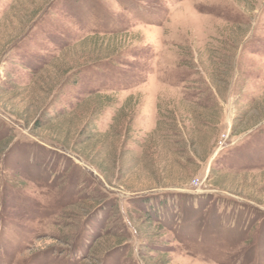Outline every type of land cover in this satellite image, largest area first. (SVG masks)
<instances>
[{
    "label": "rangeland",
    "instance_id": "374dc122",
    "mask_svg": "<svg viewBox=\"0 0 264 264\" xmlns=\"http://www.w3.org/2000/svg\"><path fill=\"white\" fill-rule=\"evenodd\" d=\"M0 264H264V0H0Z\"/></svg>",
    "mask_w": 264,
    "mask_h": 264
},
{
    "label": "trees",
    "instance_id": "16d2710c",
    "mask_svg": "<svg viewBox=\"0 0 264 264\" xmlns=\"http://www.w3.org/2000/svg\"><path fill=\"white\" fill-rule=\"evenodd\" d=\"M26 30V28H25V26H23V27H21V29L19 30V32L17 33V36L19 37L24 31ZM15 40H16V38H15ZM10 43H14V40L11 42L10 41ZM76 132L75 133H78V134H80V135H82L84 132H85V130H84V132H83V130H75ZM87 138H89V137H87ZM90 139H92V138H90ZM101 135H98V137L94 140L95 141V145H97V143H99L101 140ZM81 155H83V157L85 158V160L86 161H88V163H90V164H94L95 166H96V169H98L102 174H104L105 175V178L106 179H109V174H108V171H107V169H105L103 166H102V164H97L94 160H88V157L86 156V153H82ZM115 155H114V152H110L109 153V157L111 158V157H113V158H115L116 159V157H114ZM111 174V173H110ZM150 199V197L149 198H147V200H145V201H150L149 200ZM155 201H156V203H155ZM154 205L156 204V208L154 209V208H152L153 206L151 205L150 207H147L148 208V210H147V214H151V213H153V215H154V217L156 218H158V214H159V211L160 210H163V208H164V202H162V201H160V200H158V199H156V198H154ZM157 204H159V205H157ZM151 217V216H150Z\"/></svg>",
    "mask_w": 264,
    "mask_h": 264
},
{
    "label": "built area",
    "instance_id": "2783aa9c",
    "mask_svg": "<svg viewBox=\"0 0 264 264\" xmlns=\"http://www.w3.org/2000/svg\"><path fill=\"white\" fill-rule=\"evenodd\" d=\"M197 192H199V191L197 190Z\"/></svg>",
    "mask_w": 264,
    "mask_h": 264
}]
</instances>
